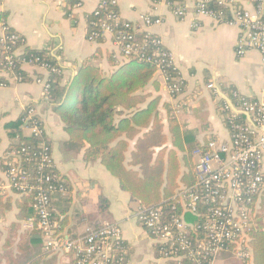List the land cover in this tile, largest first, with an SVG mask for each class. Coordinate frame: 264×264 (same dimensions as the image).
I'll return each mask as SVG.
<instances>
[{
  "label": "crops",
  "instance_id": "obj_1",
  "mask_svg": "<svg viewBox=\"0 0 264 264\" xmlns=\"http://www.w3.org/2000/svg\"><path fill=\"white\" fill-rule=\"evenodd\" d=\"M79 1L80 7L76 9L72 0H0V13L5 15L10 28L24 39V48L43 50L54 58L61 68L63 84L84 64L95 65L109 74L113 68L108 63V55L113 61L122 63L124 60L110 36H105L101 43L87 40L86 16L101 0ZM185 6V16L179 19L163 1L117 0L116 4L122 21L139 24L142 16L160 20L145 32L161 40L183 83V91L175 101L159 74H155L158 89L152 84L145 88L146 93L160 98L158 113L163 122L169 111L182 132L193 133L199 145L206 146L211 140L227 143L230 139L225 125L228 113L221 108L225 101L219 92L231 102L233 96L264 102V67L257 52L236 57L237 26L216 25L208 18L195 16V0H188ZM22 70L31 81L0 90V161L9 146L5 125L32 109L45 131L53 167L69 185L70 191L64 198H70L72 205L65 233L81 236L87 225L108 222L122 232L125 264H170L160 260L154 241L136 221L139 204L121 191L117 180L99 161L85 162L82 151L65 150L63 144L68 137L63 126L53 113L43 87L32 81L35 76L47 78V74L29 67ZM209 85H213L214 90L209 89ZM23 134L27 135L24 130ZM0 179L3 180L1 167ZM101 201L106 202L107 209L99 213ZM260 202L263 205L264 195L257 201L256 211ZM15 216L14 205L6 213L0 210V248L8 225L17 222ZM18 225L20 233L30 229L28 222H18ZM58 261L63 264V257Z\"/></svg>",
  "mask_w": 264,
  "mask_h": 264
},
{
  "label": "built area",
  "instance_id": "obj_2",
  "mask_svg": "<svg viewBox=\"0 0 264 264\" xmlns=\"http://www.w3.org/2000/svg\"><path fill=\"white\" fill-rule=\"evenodd\" d=\"M153 1L165 2L175 17L184 18L188 0ZM210 2L226 11L208 9L207 4ZM116 4L117 0L99 2L91 14L97 16L99 11L106 10L107 7L112 10L100 20L99 31L90 34L87 40L94 43L96 38L110 36L112 44L123 59L136 56L138 60L155 63L156 74L163 77L169 94L175 101L183 91V83L179 77L170 78L165 75V67L175 69L172 58L157 36L145 32L159 24L160 20L142 16L139 24L122 21ZM79 7L78 0L73 8ZM194 8L195 16L208 18L216 25L237 26L239 36L235 45L236 57L243 58L250 51L257 52L264 67V0H195ZM117 26L121 30H114ZM135 34H144V39L135 42ZM151 37L156 46L154 56L162 59L152 60L140 54L142 44ZM24 55V39L2 17L0 90L11 84L23 83L20 73L24 72L23 67H29L47 74V78L35 76L32 81L43 87V93L48 98L49 76L61 75V71L41 62L37 57L25 60ZM208 88L214 90L213 85ZM234 98L237 100L234 107L248 113L255 128H241L236 123H231L227 143L211 140L203 150L192 151L196 183L190 190H178L172 199L180 206L181 214L175 213L174 206L166 215L161 207L144 209L139 205L136 211L137 223L154 241L160 260L166 263L188 260L192 264H214L220 253L228 252L231 244H235L231 253L238 255L241 260L248 255L245 251L246 241L248 232L255 226L252 217L257 212L256 204L254 203V210H251V205L254 198L257 203L264 195V102ZM222 110L235 116L226 103ZM37 122L40 120L32 109L24 113L22 133L23 130L28 131L26 136L40 141L37 145L39 151L33 152L28 148L7 150L3 156L7 160L4 163L7 170L3 172V180L0 182V195H11L15 191L17 194H14L18 197L32 196V208L38 216L37 229L43 234L44 250L59 255V258L63 257L65 264H125L126 250L122 232L108 222H102L98 227L87 225L81 236L57 234L59 225L53 219L51 209L50 195L53 188L47 185L54 177L48 173L44 181L37 179V183L32 184L29 183L30 173L22 167V162L35 161L38 174L53 167L45 131Z\"/></svg>",
  "mask_w": 264,
  "mask_h": 264
},
{
  "label": "trees",
  "instance_id": "obj_3",
  "mask_svg": "<svg viewBox=\"0 0 264 264\" xmlns=\"http://www.w3.org/2000/svg\"><path fill=\"white\" fill-rule=\"evenodd\" d=\"M77 1L72 0L71 4ZM207 8L226 11L213 2L208 3ZM109 10L112 8L99 11L97 16H86L87 38L99 31L100 20ZM2 17L5 18V15L0 13V19ZM114 30L121 29L117 26ZM103 39L99 37L94 42L101 43ZM143 39L144 34L134 35L135 42ZM152 39L153 37L142 44L140 54L152 60L162 59L154 56L156 46ZM24 52L25 60L37 57L41 62L61 71L57 61L47 52L29 48H24ZM107 59L113 68L109 74L91 64L82 65L73 80L70 82L69 79L64 84L63 75L50 74L47 100L68 137L63 146L70 152L82 151L85 162L99 161L117 180L121 191L128 193L144 209L161 207L166 215L174 206L175 213L180 215V206L172 199L178 190H190L195 185L191 153L195 149L203 150L205 145H199L193 133H183L180 124L169 111L166 122L161 119L158 113L160 98L145 92L150 84L158 89L155 63L138 60L136 56H129L122 63L113 61L110 55ZM164 72L170 78L179 77L173 67H165ZM20 74L23 83L31 81L25 72ZM231 99L233 106H236L237 100L234 97ZM224 104L222 102V107ZM22 121L23 115L5 125L9 138L7 150L28 148L38 152L37 145L40 141L22 133ZM231 123H236L241 128L248 126L243 116L228 114L225 120L227 128ZM37 125L42 127L40 122ZM5 161L7 160L4 158L0 161L3 172L7 170ZM22 167L30 173L29 183L32 184H36L37 179L44 181L48 173L54 177L47 184L53 188L50 195L52 217L59 225L57 234L65 233L69 223L67 214L72 205L70 198H64V194L70 191L66 179L54 167L38 174L35 161L22 162ZM14 193L16 192L0 195V210L6 213L14 205L17 221L7 227L6 237L0 248V264H59V255L44 250L43 234L37 229L38 216L32 208V196L18 197ZM254 203L256 204V198L253 199L251 210L255 208ZM106 209V202L101 201L98 212ZM18 222H28L30 229L20 233ZM262 225V221H259L257 228L248 232L245 250L248 255L241 260L243 264H264ZM234 249L235 244L228 246V252ZM169 263L192 264L188 260Z\"/></svg>",
  "mask_w": 264,
  "mask_h": 264
},
{
  "label": "rangeland",
  "instance_id": "obj_4",
  "mask_svg": "<svg viewBox=\"0 0 264 264\" xmlns=\"http://www.w3.org/2000/svg\"><path fill=\"white\" fill-rule=\"evenodd\" d=\"M25 134H28V131H25ZM134 206V205H133ZM262 221V227L264 228V202L263 205L260 202L259 209L255 213L254 217H252V222L255 226H253V229H256L258 222ZM64 264V261L62 262ZM214 264H243L241 259L238 255H235L231 252H222L218 255L216 261Z\"/></svg>",
  "mask_w": 264,
  "mask_h": 264
},
{
  "label": "water",
  "instance_id": "obj_5",
  "mask_svg": "<svg viewBox=\"0 0 264 264\" xmlns=\"http://www.w3.org/2000/svg\"><path fill=\"white\" fill-rule=\"evenodd\" d=\"M75 76V73L72 74L70 82L73 80ZM219 96L226 102V104L229 106L231 112L237 116H243L244 118H246V122L253 128H255L251 117L248 113L241 111V110H237L234 106L233 103L231 102L230 99H228L222 92H219ZM160 107V106H159ZM159 109V108H158ZM159 111V110H158Z\"/></svg>",
  "mask_w": 264,
  "mask_h": 264
}]
</instances>
